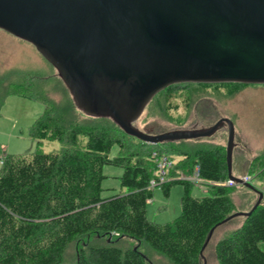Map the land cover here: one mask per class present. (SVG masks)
Masks as SVG:
<instances>
[{
    "label": "trees",
    "instance_id": "16d2710c",
    "mask_svg": "<svg viewBox=\"0 0 264 264\" xmlns=\"http://www.w3.org/2000/svg\"><path fill=\"white\" fill-rule=\"evenodd\" d=\"M189 84H173L160 92L167 100L184 90L196 93L198 89H187ZM193 84L226 88L229 95L246 85ZM10 96L39 102L43 108L29 127L32 152L13 155L0 149V264H65L72 247L76 252L71 264H151L140 246L170 264H201L200 251L208 231L233 212L229 189L223 184L227 167L222 145L204 142L187 150L179 146L189 140L144 143L126 135L108 118L76 119L73 101L52 102L34 82L15 72L0 76V111ZM45 141L59 142L61 149L43 152ZM128 142H137L139 151H131ZM113 146L117 154L111 157ZM156 146H168L180 159L178 165L164 169L167 180L163 182L156 160L160 151H152ZM104 165L122 169L120 191L105 197L101 195ZM256 167L264 179V153L250 160L247 174ZM194 172L207 190L200 197L191 196V181L180 178ZM172 184L183 188L180 214L168 223L149 221L146 204L152 187H160L167 197ZM261 192V203L216 241L217 264H264V251L259 248L264 241ZM122 238L140 246H123Z\"/></svg>",
    "mask_w": 264,
    "mask_h": 264
},
{
    "label": "water",
    "instance_id": "95a60500",
    "mask_svg": "<svg viewBox=\"0 0 264 264\" xmlns=\"http://www.w3.org/2000/svg\"><path fill=\"white\" fill-rule=\"evenodd\" d=\"M0 29L30 43L56 70L84 115L110 119L149 144L197 140L226 129L227 179L263 193L231 173L234 125L157 134L134 125L149 101L179 83L264 84V0H0Z\"/></svg>",
    "mask_w": 264,
    "mask_h": 264
},
{
    "label": "rangeland",
    "instance_id": "374dc122",
    "mask_svg": "<svg viewBox=\"0 0 264 264\" xmlns=\"http://www.w3.org/2000/svg\"><path fill=\"white\" fill-rule=\"evenodd\" d=\"M15 72V76L35 83L40 94L57 104L70 103L72 98L63 82L57 76L56 70L36 51L28 42L23 41L0 29V76ZM187 89H198L196 93L183 91L167 100L164 92H160L148 103L134 125L141 131L157 134L174 129H190L209 127L220 118H228L234 125L235 147L232 161L237 162L241 157H257L264 153V84L242 85L240 90L229 95L226 88L212 86L197 88L189 84ZM42 104L18 96L6 98L0 111V149L7 154H27L34 150V142L29 136V127L34 119L42 112ZM76 119L83 120L87 116L78 109L75 110ZM226 146V129H218L212 136L189 140L176 146L191 150L197 143ZM130 145V146H129ZM56 141H45L41 145L43 152H56L61 149ZM131 151L138 152L137 142H128ZM146 149V148H145ZM144 150V149H143ZM152 151H160L161 158L171 156V167L178 165L180 159L171 153L168 146H156ZM117 154V147L113 146L110 156ZM243 155V156H242ZM235 165V164H234ZM259 168L251 170L249 183L264 190V179L259 174ZM102 173L106 176L102 181V196H108L120 191L119 176L122 169L116 166L104 165ZM236 173V172H233ZM257 174V175H256ZM256 175V176H255ZM237 175L236 177H240ZM264 176V175H263ZM167 180L163 176L160 182ZM230 180L223 183L228 189L233 204V212L248 211L249 197L254 192L242 185H230ZM182 185L172 184L168 196L165 197L160 187H152V197L146 204V217L158 224L168 223L180 214V197ZM257 189V188H256ZM207 194L206 186L197 181L191 182L190 195L200 197ZM257 198V195H256ZM242 217H234L218 226L203 251L206 264H217L214 256L216 241L240 225ZM123 246H140L138 242L122 238ZM259 248L264 251V241L259 242ZM149 258L151 264H170L159 254H155L144 246H140ZM76 248L68 250L65 264L73 262ZM71 261V262H70ZM202 264V260H201Z\"/></svg>",
    "mask_w": 264,
    "mask_h": 264
},
{
    "label": "built area",
    "instance_id": "2783aa9c",
    "mask_svg": "<svg viewBox=\"0 0 264 264\" xmlns=\"http://www.w3.org/2000/svg\"><path fill=\"white\" fill-rule=\"evenodd\" d=\"M156 160H157L158 169L160 171L159 172L160 175L158 176V178H159V181H161L163 179L164 174H165L164 169L170 168L171 162L166 157H162V158L161 157H157ZM1 162H2V157L0 156V163ZM180 178L181 179H184V180L191 181L193 183H194V181H197L200 184H203V181L197 176V173L196 172H194V174L191 177H180ZM242 178L246 182L249 181V178H248L247 175L243 176ZM154 183L155 182L153 180H151V185H154ZM231 183L233 185V182L232 181L230 182V185H231Z\"/></svg>",
    "mask_w": 264,
    "mask_h": 264
},
{
    "label": "crops",
    "instance_id": "0c3cea01",
    "mask_svg": "<svg viewBox=\"0 0 264 264\" xmlns=\"http://www.w3.org/2000/svg\"><path fill=\"white\" fill-rule=\"evenodd\" d=\"M251 159H252V157H250V158L241 157V159H239L237 162L232 161L231 173L234 176L241 175V177L243 175H248L247 174L248 165H249ZM233 172H236V173H233ZM255 200H256V194L249 197L247 209H250V207L252 206V204L254 203Z\"/></svg>",
    "mask_w": 264,
    "mask_h": 264
}]
</instances>
